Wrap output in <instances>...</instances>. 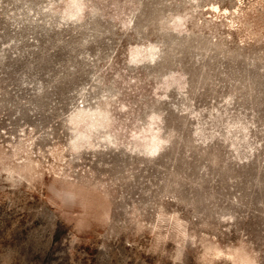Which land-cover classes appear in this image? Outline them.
Wrapping results in <instances>:
<instances>
[{
    "label": "rangeland",
    "instance_id": "obj_1",
    "mask_svg": "<svg viewBox=\"0 0 264 264\" xmlns=\"http://www.w3.org/2000/svg\"><path fill=\"white\" fill-rule=\"evenodd\" d=\"M0 264H264V0H0Z\"/></svg>",
    "mask_w": 264,
    "mask_h": 264
}]
</instances>
